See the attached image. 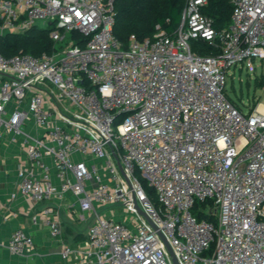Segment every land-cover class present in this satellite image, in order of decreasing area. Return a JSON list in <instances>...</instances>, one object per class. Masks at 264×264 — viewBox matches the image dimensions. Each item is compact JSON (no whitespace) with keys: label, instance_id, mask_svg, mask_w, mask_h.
<instances>
[{"label":"built area","instance_id":"built-area-1","mask_svg":"<svg viewBox=\"0 0 264 264\" xmlns=\"http://www.w3.org/2000/svg\"><path fill=\"white\" fill-rule=\"evenodd\" d=\"M208 1L186 0L173 33L158 26L125 45L115 0H0V35L42 23L56 42L40 55L0 52V137L23 139L20 191L35 202L71 192L81 216L125 214L98 215L88 247L65 246V260L174 264L165 238L179 264H264V106L246 114L226 93L232 68L264 66V0H232L222 30ZM193 40L214 53L193 51ZM197 201L212 203L200 218ZM43 215L59 236L56 212ZM33 244L22 228L8 242L15 254Z\"/></svg>","mask_w":264,"mask_h":264},{"label":"crops","instance_id":"crops-1","mask_svg":"<svg viewBox=\"0 0 264 264\" xmlns=\"http://www.w3.org/2000/svg\"><path fill=\"white\" fill-rule=\"evenodd\" d=\"M76 157L84 159L80 155ZM21 159H25L23 139L13 141L10 133L3 132L0 137V264H73L74 260H65L61 255L65 246L85 250L89 228L98 215L122 217L109 206L81 216L78 198L71 192L64 199L32 201L19 188L18 165ZM53 177L59 184L54 168ZM46 207L56 212L62 225L63 232L57 237L52 235L46 224L43 215ZM18 228L24 229L34 239V244L23 254L13 253L8 246Z\"/></svg>","mask_w":264,"mask_h":264},{"label":"trees","instance_id":"trees-1","mask_svg":"<svg viewBox=\"0 0 264 264\" xmlns=\"http://www.w3.org/2000/svg\"><path fill=\"white\" fill-rule=\"evenodd\" d=\"M116 36L127 45L132 34L144 40L153 37L158 26L167 33H173L182 22L186 0H115ZM232 0H209L203 7V12L213 19L214 26L222 30L231 22ZM52 25L45 27L34 25L23 33L8 32L0 35V52L5 56H12L21 52L40 55L42 52H52L56 42L50 36ZM193 51L205 54L214 53V49L207 43L197 40L191 42ZM259 80V79H258ZM260 84L264 83V75ZM257 106V105H255ZM254 106V107H255ZM151 197L154 191L146 179L140 176ZM198 217H203L200 210H196ZM214 220V216H207Z\"/></svg>","mask_w":264,"mask_h":264},{"label":"rangeland","instance_id":"rangeland-1","mask_svg":"<svg viewBox=\"0 0 264 264\" xmlns=\"http://www.w3.org/2000/svg\"><path fill=\"white\" fill-rule=\"evenodd\" d=\"M45 27L46 24H37ZM25 32V31H23ZM21 32V33H23ZM264 75V66L260 59H256L255 64L249 62L244 66L232 68L227 77L226 93L229 98L238 105L244 113L251 111L255 105L264 106V87L260 84L261 78ZM259 79V80H258ZM210 201L204 203L197 201L196 210H201L211 206ZM120 217L125 218L122 210H117Z\"/></svg>","mask_w":264,"mask_h":264},{"label":"water","instance_id":"water-1","mask_svg":"<svg viewBox=\"0 0 264 264\" xmlns=\"http://www.w3.org/2000/svg\"><path fill=\"white\" fill-rule=\"evenodd\" d=\"M118 164H119L121 170L124 171L123 166H122V164H121L120 161H118ZM135 206L137 207L138 211H139L142 215H144V216H145V217H146L151 223H153V222L149 219V217L147 216V214H146V213L140 208V206L138 205L137 202L135 203ZM163 238H164V237H163ZM164 241H165V244H166V246H167L169 252L171 253V255H172V257H173L174 264H179V261H178L176 255H175V253H174L172 247L170 246V244L168 243V241H167L165 238H164Z\"/></svg>","mask_w":264,"mask_h":264}]
</instances>
